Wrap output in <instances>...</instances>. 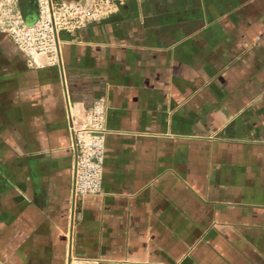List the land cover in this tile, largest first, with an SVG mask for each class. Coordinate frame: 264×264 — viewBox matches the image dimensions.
<instances>
[{
  "label": "crops",
  "instance_id": "obj_1",
  "mask_svg": "<svg viewBox=\"0 0 264 264\" xmlns=\"http://www.w3.org/2000/svg\"><path fill=\"white\" fill-rule=\"evenodd\" d=\"M61 50L0 32V264H264V0H123ZM99 102L102 192L74 200Z\"/></svg>",
  "mask_w": 264,
  "mask_h": 264
},
{
  "label": "built area",
  "instance_id": "obj_2",
  "mask_svg": "<svg viewBox=\"0 0 264 264\" xmlns=\"http://www.w3.org/2000/svg\"><path fill=\"white\" fill-rule=\"evenodd\" d=\"M123 0H89L86 5L36 0L38 16L28 23L12 0L0 3V32L6 35L27 63L37 67L62 65L61 35L74 34L113 15ZM89 127L72 129V196L86 198L102 192L106 160V107L96 103L89 111ZM72 264H98L91 260Z\"/></svg>",
  "mask_w": 264,
  "mask_h": 264
}]
</instances>
